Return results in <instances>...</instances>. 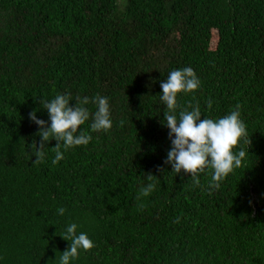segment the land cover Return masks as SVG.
Masks as SVG:
<instances>
[{"label": "trees", "instance_id": "16d2710c", "mask_svg": "<svg viewBox=\"0 0 264 264\" xmlns=\"http://www.w3.org/2000/svg\"><path fill=\"white\" fill-rule=\"evenodd\" d=\"M184 67L201 85L181 110L240 105L247 125L246 164L219 189L163 163L159 85ZM58 93L106 96L113 127L90 119L87 146L34 164L29 112L47 121ZM71 223L95 243L72 264H264V0H0V264H59Z\"/></svg>", "mask_w": 264, "mask_h": 264}, {"label": "clouds", "instance_id": "9594fccd", "mask_svg": "<svg viewBox=\"0 0 264 264\" xmlns=\"http://www.w3.org/2000/svg\"><path fill=\"white\" fill-rule=\"evenodd\" d=\"M200 85V79L191 67L174 69L160 82L162 91L159 98L166 107L163 126L168 129L170 141L163 163L169 165L176 176L182 173L190 175L195 185L200 184L202 174L210 172L209 189H219L223 180L246 164L250 139L247 125L241 118L240 105L215 119L203 116L198 103L181 110L178 97L194 94ZM70 101L73 100L69 93H58L52 99L41 101L42 109L48 114L47 121L37 117L38 109L29 112V120L37 126L36 135L39 137L38 145H32L34 164L43 162L48 150L55 153L52 163L56 164L64 158L65 151L87 146L92 136L81 126L90 119V132L106 133L113 127L106 96L97 94L91 99L78 96L74 106H70ZM89 103L95 105L94 112L87 107ZM207 107H212L211 100ZM202 116L205 118L201 119ZM52 140L56 144L49 149L46 145ZM147 176L149 180L154 178L150 174ZM154 188L153 183L141 187L137 199L149 196ZM56 211L60 216L65 213L63 207ZM77 229L76 223L67 225L63 239L68 242V248L60 253L59 264H72L81 252L95 247L89 235Z\"/></svg>", "mask_w": 264, "mask_h": 264}]
</instances>
